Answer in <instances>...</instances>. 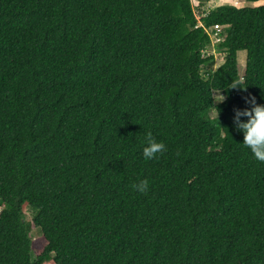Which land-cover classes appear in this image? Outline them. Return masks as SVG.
Returning a JSON list of instances; mask_svg holds the SVG:
<instances>
[{
  "label": "trees",
  "instance_id": "obj_1",
  "mask_svg": "<svg viewBox=\"0 0 264 264\" xmlns=\"http://www.w3.org/2000/svg\"><path fill=\"white\" fill-rule=\"evenodd\" d=\"M195 1L0 0V264H264V4Z\"/></svg>",
  "mask_w": 264,
  "mask_h": 264
},
{
  "label": "clouds",
  "instance_id": "obj_2",
  "mask_svg": "<svg viewBox=\"0 0 264 264\" xmlns=\"http://www.w3.org/2000/svg\"><path fill=\"white\" fill-rule=\"evenodd\" d=\"M245 103L250 104L251 107L234 109L233 130L242 136L241 143L257 159L264 160V104L256 103L255 97L251 96L245 99ZM144 140L142 155L146 159H151L156 153L163 151V142L156 141L150 132L144 134ZM132 187L139 192H145L148 189V183L142 179Z\"/></svg>",
  "mask_w": 264,
  "mask_h": 264
},
{
  "label": "rangeland",
  "instance_id": "obj_3",
  "mask_svg": "<svg viewBox=\"0 0 264 264\" xmlns=\"http://www.w3.org/2000/svg\"><path fill=\"white\" fill-rule=\"evenodd\" d=\"M196 1L193 0V4L196 5ZM261 4H264L263 1H259V2H245V1H239V0H207L205 2V5L202 6L203 10H210L213 8H216L218 6L221 5H235L237 7H243L245 5L250 6V7H256L259 6ZM196 13L199 17V10L196 7ZM217 40L212 39V43H214L213 47L212 46H208L207 50L205 51V55L209 56L211 54L215 55L216 60H215V64H214V68H218L222 62H223V54L222 52L220 53V51L218 50V48L215 47V42ZM245 62H246V51H240L238 53V69L240 73H243L244 68H245ZM214 97L216 99V102H219L221 100H223V94L221 92H214ZM214 115H215V111H214ZM31 207L27 206L24 209V214H25V220L26 222H28L30 225H32L31 229H30V236L33 240V246H32V256L34 257L36 255V252L43 247L46 242L45 239L43 237V234L41 233L40 229L38 227L33 226V219L35 216L34 210L30 209ZM37 212V211H35Z\"/></svg>",
  "mask_w": 264,
  "mask_h": 264
},
{
  "label": "built area",
  "instance_id": "obj_4",
  "mask_svg": "<svg viewBox=\"0 0 264 264\" xmlns=\"http://www.w3.org/2000/svg\"><path fill=\"white\" fill-rule=\"evenodd\" d=\"M215 28H217L218 30H220V29H221L219 26H215Z\"/></svg>",
  "mask_w": 264,
  "mask_h": 264
}]
</instances>
